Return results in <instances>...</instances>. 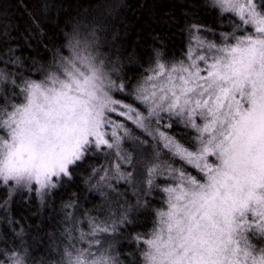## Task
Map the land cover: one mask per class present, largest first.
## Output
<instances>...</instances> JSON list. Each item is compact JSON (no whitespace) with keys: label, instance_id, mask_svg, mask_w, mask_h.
<instances>
[{"label":"snow or ice","instance_id":"obj_1","mask_svg":"<svg viewBox=\"0 0 264 264\" xmlns=\"http://www.w3.org/2000/svg\"><path fill=\"white\" fill-rule=\"evenodd\" d=\"M200 11L220 23L194 12L182 56L161 44L132 77L103 15L70 20L50 58L0 39V208L21 190L47 206L86 165L103 201L64 202L52 264H264V0H203ZM7 222L0 264H36L23 227Z\"/></svg>","mask_w":264,"mask_h":264},{"label":"trees","instance_id":"obj_2","mask_svg":"<svg viewBox=\"0 0 264 264\" xmlns=\"http://www.w3.org/2000/svg\"><path fill=\"white\" fill-rule=\"evenodd\" d=\"M45 2L0 0V39H7L11 47L22 49L24 56L36 60L50 58L54 46L63 41V33L70 31L65 26L70 20L103 15L111 33L117 37L111 45L113 58L119 57L118 67L129 77L139 76L149 67L154 50L161 44L170 57L180 58L188 43L185 25L192 20L194 12L198 13L196 20L208 27L215 28L220 23L215 14L200 11L203 0H54L56 7L50 14L44 8ZM47 2L52 3L53 0ZM39 13H43L38 21L39 28L34 29L32 18ZM102 162L103 159L91 160L88 165ZM88 174L86 165L80 169L76 184L60 190L47 206L24 191H18L7 213L0 208V232L10 231L8 219L17 221L25 230L36 264L42 260L52 264L58 259V246L62 247L59 234L64 227V202L73 193L87 209L103 202L100 193L89 190L83 182ZM119 191L123 192L124 188H119ZM6 198V190L0 189V203ZM147 227H151L150 222ZM138 230L144 231L145 228ZM131 252L132 248L125 244L121 260L125 256L131 259Z\"/></svg>","mask_w":264,"mask_h":264},{"label":"rangeland","instance_id":"obj_3","mask_svg":"<svg viewBox=\"0 0 264 264\" xmlns=\"http://www.w3.org/2000/svg\"><path fill=\"white\" fill-rule=\"evenodd\" d=\"M91 162V160L90 161H88V164ZM102 163H104V161L102 162ZM79 246H81V245H79ZM83 246V245H82Z\"/></svg>","mask_w":264,"mask_h":264}]
</instances>
